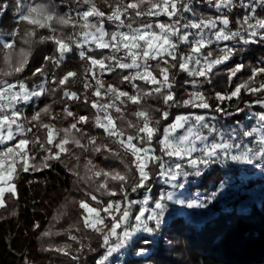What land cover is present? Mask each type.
I'll return each mask as SVG.
<instances>
[{"label":"snow or ice","instance_id":"obj_1","mask_svg":"<svg viewBox=\"0 0 264 264\" xmlns=\"http://www.w3.org/2000/svg\"><path fill=\"white\" fill-rule=\"evenodd\" d=\"M60 2L69 5L74 2L82 10L72 9L61 14L57 10L60 6L57 0H33L27 3L25 0H15L17 27L7 34L9 38L0 35V56L5 65L0 69V76L12 77L25 70L38 30L47 29L51 34L40 36L39 41L53 42L58 56H46L45 61L59 68L67 54L76 50L80 60L87 62L83 74L84 93L78 94L66 87L70 80L75 82L74 78L78 75L73 70L59 78L53 73L49 81L45 67H38L32 75L44 79L33 87L22 79L13 82L0 79V145L5 146L0 150V208L6 207V193L18 199L13 181L21 171L28 173L51 168L49 161H60L62 156H71L79 161L75 148L105 153L119 160L123 171L95 170L96 165L91 159L87 160L84 168L86 174L92 173L87 175V180H92L93 176L97 180L103 177L95 188L96 193L108 197L120 196L121 199H109L104 204L96 194L88 192L86 196L102 206L95 207L87 200L78 202L84 210L80 217L83 228L96 233L101 240L100 247L106 249L95 264H108L110 257L129 245L138 233L154 231L149 222H154L157 229L163 222L166 210L163 201H172V192L161 194L152 209L148 207L149 195L142 200L129 198V188L131 193L140 189L151 192L149 182L153 179V167L159 169L156 175L164 183L171 184L173 188H182L183 184L174 183L178 177L199 176L202 168L222 162V157L247 164L264 160V111L249 117L255 119L250 127L227 126L222 130L210 122L216 119L215 116L207 117L193 112L177 114L170 123L162 126V122L169 120L173 108L209 109L230 115L222 105L233 98L239 99L242 91L258 97L253 104L264 106V79H258L264 75V66L252 68L249 77L237 83L231 91L216 92L214 98L218 103L215 107L201 91L190 92L188 98L180 100L174 90L177 84L174 70L193 77L184 83L198 87L196 78L203 77L211 83L214 69L232 59L237 52L235 47L225 43L223 47H218L219 54L214 55L213 51H206L213 44L219 46L221 42L228 41L243 45L264 42V0H205L216 13L208 16L196 10L194 0H115L114 4H108L105 0L109 9L107 12L101 10L95 0ZM8 7L5 0H0V17L4 16ZM145 17L153 19L144 20ZM21 23L26 25L23 31L19 28ZM234 24L235 28L232 27ZM108 25H114V30L109 31ZM64 28H72L73 34L65 36L62 32ZM182 46H187V50H182ZM98 49H107L110 54L97 57L94 52ZM244 68L243 63H237L228 70L230 84ZM117 69L127 71L121 81L130 84L133 92L122 90L117 85L104 84L102 77ZM49 82L55 87L48 89L46 84ZM90 88L94 97L91 100L86 95ZM58 91L62 92L61 102L65 99L79 101L83 96V102L95 110L94 118L85 115L77 117L65 106L62 110L64 118L73 117L74 120L67 127L58 129L43 119L45 116L49 120L57 119L51 104L35 111L30 120L17 107ZM150 99L161 101L162 106L153 108L148 104ZM128 103L138 106L132 113L135 122L125 117L124 106ZM113 111L119 115L113 116ZM242 111L237 109L238 113ZM90 119L94 127L102 129L105 137L118 149L132 156L131 162L121 156L119 150L108 143H98L96 136H89L82 127H78L88 124ZM22 121H27L31 127ZM126 128L135 129V134H126ZM33 129L43 130L45 138L42 140ZM29 133L32 139L28 138ZM69 144L73 148H69ZM36 147L44 153L38 163L36 154L32 152V148ZM188 168L193 171L189 172L186 170ZM69 171L79 176L78 171ZM109 180L118 188L109 187ZM176 203L184 205L185 201L176 200ZM137 205L140 207L133 216V208ZM204 206L197 201L187 202L188 208ZM146 213L149 214L145 216ZM76 231H80V228L76 227ZM44 235L52 233L45 232ZM70 239L79 244L77 253H83L86 249L95 251L75 235H71ZM71 247H49L46 251L70 256L79 264L81 256L73 254Z\"/></svg>","mask_w":264,"mask_h":264},{"label":"trees","instance_id":"obj_2","mask_svg":"<svg viewBox=\"0 0 264 264\" xmlns=\"http://www.w3.org/2000/svg\"><path fill=\"white\" fill-rule=\"evenodd\" d=\"M5 2L9 7L4 16L0 17V33L5 38H9L7 34L17 27L16 6L15 0H5ZM25 2H33V0H25ZM34 2H46V0H34ZM95 2L101 10L109 11L105 0H95ZM57 3L60 5L57 10L61 14L72 9L82 10L74 2L69 5L57 0ZM107 3L114 4L115 0H107ZM194 7L205 16L216 14L205 0H194ZM232 11L235 12V9ZM150 19L153 18H144V20ZM235 26V24L232 25L233 28ZM25 27L26 25L23 23L19 25L21 31ZM107 27L109 31L115 28L114 25ZM73 31L72 28L62 30L65 36L73 34ZM50 34L47 29L38 30L37 40L32 46L29 63L25 70L12 77L0 76V79H8L9 82L22 79L29 87H33L44 79L39 75H32L38 67H45L49 81L53 73L59 78L67 71L73 70L78 75L74 78L75 82L70 80L66 87L70 91L83 94V74L87 62L80 60L76 50L67 54L59 68H55L51 62L45 61L46 56H58L56 45L53 42L39 41L40 36ZM225 43L229 47L230 45L235 47L237 52L232 59L214 69L211 83L200 77L196 78L199 86L192 87L190 83L184 82L191 81L193 77L174 70L177 78L174 90L178 99L188 98L190 92L201 91L215 107L218 103L214 98L216 92L231 91L237 83L249 77L252 68L264 66V42L243 45L235 41H228L221 42L220 47H223ZM218 47L213 44L206 51H213L214 55H218ZM182 50L186 51L187 46H182ZM94 54L99 57L100 55H109L110 51L98 49ZM152 63L155 64V61ZM237 63H243L245 68L238 73L237 77L233 78L230 84L228 70ZM3 68L5 65L2 56H0V69ZM125 74L127 71L117 69L112 74H105L102 79L105 85H117L122 90L131 93L133 89L130 84L121 81L122 75ZM258 79H264V75ZM139 83L142 87H146L143 82ZM46 87L51 89L55 85L49 82ZM92 91L93 89L90 88L86 93L89 100L94 99ZM61 96L62 92L58 91L55 94L49 92L38 99L34 98L32 102L25 105L23 113L30 120L35 111L51 104L52 112L57 115V119L49 120L47 116L43 119L44 122L52 123L58 129L67 127L74 120L73 117L64 118L62 110L65 106L77 117L85 115L94 118L95 110L91 108L90 104L83 102V96L79 101L65 99L63 102H61ZM257 99V96L242 91L239 99L233 98L231 101H225L222 106L230 115L215 113L209 109L173 108L169 120L162 122V126L165 123H170L177 114L202 112L209 117L215 116L214 124L221 129L227 126L239 127L240 125L250 127L253 124V119H249V117L253 113L264 111V106L253 104ZM148 104H151L153 108L162 106L161 101L154 99H150ZM250 104L251 107H249ZM124 108L126 119L135 122L136 118L132 113L137 110L138 106L128 103ZM238 108L243 111L238 113ZM112 114L113 116L119 115L114 111ZM25 122L27 124V121ZM27 127H31V125L27 124ZM78 127H82L89 136H96L98 143H108L110 147L119 150L121 156L131 162L132 156L126 154L122 149H118L115 143L105 137L102 129L95 128L92 119L88 124L78 125ZM125 130L126 134H135L133 128ZM33 131L42 140L45 138L43 130L33 129ZM28 138H33L31 133L28 134ZM153 143L155 145V141ZM155 146L158 149L159 146ZM68 147L73 148L71 144ZM74 151L80 157L79 161L71 156H62L60 161H49L51 168L28 173L21 171L13 181L17 187L18 199L6 193V207L0 208V264H77L70 256L56 251H46L49 247L63 245H71L70 251L81 256L79 264H95V261L105 253L106 249L100 247L101 240L96 233L83 228L80 217L84 210L79 207L78 202L87 200L93 206L101 207L102 205H97L90 200V197L86 196L88 192L96 194L104 204L109 199L117 200L121 197L101 196L96 193L95 188L103 177L97 180L93 176L92 180H87V175H92V173L86 174L84 165L88 159H91L96 165L95 170L120 169L123 171V166L119 160L105 153L85 152L79 148H75ZM32 152L36 154L38 163L44 153L39 151L38 147L32 148ZM258 161L254 160L252 164H247L229 160L225 163L222 159V162L202 168L201 175L196 176L197 180L186 186L185 193L187 196H192L197 191L202 195L217 192L219 198L212 201L210 208L203 211L197 221L187 215L176 214L165 217L158 229L152 222L151 226L154 231L152 233L144 232L142 235L134 237L126 246L129 255L125 258H116L115 264H264V170L256 166ZM69 169L78 171L79 176L73 175ZM151 170L153 172V179L149 182L151 192L140 189L136 193H131L129 188L130 199L142 200L145 195H149L150 200L159 199L160 189L165 184L156 175L159 169L153 167ZM188 171L193 170L188 168ZM80 177H84V179ZM231 183L237 184V187ZM109 187L118 188V185L109 180ZM239 187L245 191L238 195H230ZM228 192L231 193L228 194ZM139 207L140 205L134 206L133 216L138 212ZM76 227H79L80 231H76ZM45 232H51L52 235L45 236ZM71 235L77 236L83 244L90 245L95 251L86 249L83 253H77L76 249L79 244L70 239ZM144 241H148V243Z\"/></svg>","mask_w":264,"mask_h":264},{"label":"rangeland","instance_id":"obj_3","mask_svg":"<svg viewBox=\"0 0 264 264\" xmlns=\"http://www.w3.org/2000/svg\"><path fill=\"white\" fill-rule=\"evenodd\" d=\"M0 35H2V34L0 33ZM219 47H220V45H219ZM230 47H231V45H230ZM17 107H19L21 109V111L23 112L25 104L18 105ZM194 113L203 114V115H206L207 117H209L206 113H202V112H194ZM252 119H253L252 123L254 124L255 123L254 117ZM22 122L25 123V125L27 126L25 121H22ZM210 122L214 124V120H211ZM3 147H5V146L0 145V150H2ZM165 159H167V158H165ZM222 159H223V162H225V163L230 160V159H226L223 157H222ZM256 166L259 169L264 170V160H259L258 162H256ZM186 170H188V169H186ZM192 176H193V178H192ZM196 180H197L196 175H189L188 177H182V176L178 177L177 181L174 183H176L177 185L183 184L182 188L181 187L173 188L171 186V184H166V183H164L163 180H161V182L164 183L165 186L160 189L159 196L161 194L166 195L168 192L173 193V200L172 201H167V200L163 201L166 204V210H165L164 218L168 217L170 215L183 214V215H187L188 217H192L193 220L196 219V221H197L199 219V215H201L202 212L205 211L206 209L210 208V204L212 203V201L219 198V194L217 192L216 193L215 192L210 193L209 195H202L199 193V191H197L192 196H187L185 193L186 186H188V184L190 182L196 181ZM231 185H233V184L231 183ZM233 186L237 187V184H234ZM242 191H245V190H243L242 188L239 187L236 190H234L232 192V194H230L231 192H228V194H230L232 196L238 195V193H240ZM181 199L185 201L184 205H180V204L176 203V200H181ZM156 200L157 199H153V200L149 201V205H148L149 209L154 208V203ZM189 201H197L198 203H203L205 206L204 207L188 208L187 202H189ZM148 214L149 213H146L145 216H147ZM102 215H103V213H102ZM151 223L152 222H149L150 227H152ZM143 233L144 232L141 231L136 236L142 235ZM128 255H129L128 248L125 247V248L121 249L119 252L114 253L113 256L110 257L108 264H115L116 258H119V257L125 258ZM116 264H120V263H116Z\"/></svg>","mask_w":264,"mask_h":264}]
</instances>
